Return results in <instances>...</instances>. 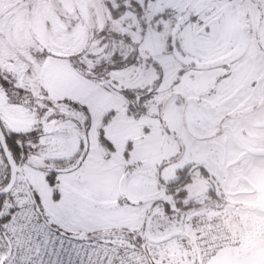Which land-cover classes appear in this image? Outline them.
Here are the masks:
<instances>
[{"label": "snow or ice", "instance_id": "snow-or-ice-1", "mask_svg": "<svg viewBox=\"0 0 264 264\" xmlns=\"http://www.w3.org/2000/svg\"><path fill=\"white\" fill-rule=\"evenodd\" d=\"M0 264H264V0H0Z\"/></svg>", "mask_w": 264, "mask_h": 264}]
</instances>
